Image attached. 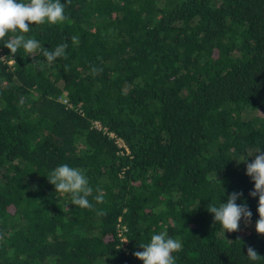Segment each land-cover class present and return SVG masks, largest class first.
<instances>
[{
    "label": "trees",
    "instance_id": "16d2710c",
    "mask_svg": "<svg viewBox=\"0 0 264 264\" xmlns=\"http://www.w3.org/2000/svg\"><path fill=\"white\" fill-rule=\"evenodd\" d=\"M61 3L68 20L24 35L67 59L0 40V264H143L162 231L182 243L175 264H264L246 174L264 151V0ZM62 164L93 209L55 191ZM234 191L251 223L224 233L208 205Z\"/></svg>",
    "mask_w": 264,
    "mask_h": 264
},
{
    "label": "clouds",
    "instance_id": "9594fccd",
    "mask_svg": "<svg viewBox=\"0 0 264 264\" xmlns=\"http://www.w3.org/2000/svg\"><path fill=\"white\" fill-rule=\"evenodd\" d=\"M69 18L65 15V4L61 0H0V40H5L9 33H19L13 38L4 42L10 52L15 55L21 48L28 54L35 56L42 54L49 64L57 58L67 59V44L58 45L54 50L44 48L35 38H25L26 33L31 30V25L44 23L57 25L62 24ZM73 43H78L77 36H73ZM68 66L65 65L67 71ZM92 74L96 75L102 69L93 67ZM252 162L246 165V174L254 181V189L249 195L258 196L257 212L259 218L255 222V230L258 234L264 235V151L258 150ZM256 152V153H257ZM247 160V159H246ZM246 160H237L246 161ZM49 182L54 185L55 191L61 194H70L71 203L82 208L93 209L88 197L92 195L93 189L89 186L86 175L77 168L67 164L57 166L47 176ZM95 196L97 203L104 202V193ZM242 196V192H233L228 196L226 203L218 207L208 205V211L214 214V221L222 226L227 232L240 230V222L243 219L245 224L251 223L252 212L247 204H237L236 200ZM98 215H105L103 210ZM127 241V240H126ZM124 241V242H126ZM143 251L133 253L135 257L143 261V264H175L173 253L182 250V243L178 239L170 238L167 231L153 234L150 242L139 245ZM247 256L252 261L261 259L251 246L247 250Z\"/></svg>",
    "mask_w": 264,
    "mask_h": 264
}]
</instances>
